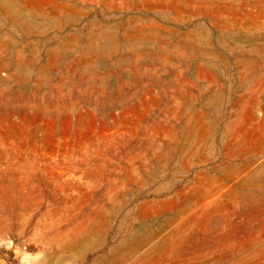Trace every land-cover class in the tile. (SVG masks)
Here are the masks:
<instances>
[{"label": "rangeland", "instance_id": "obj_1", "mask_svg": "<svg viewBox=\"0 0 264 264\" xmlns=\"http://www.w3.org/2000/svg\"><path fill=\"white\" fill-rule=\"evenodd\" d=\"M0 264H264V0H0Z\"/></svg>", "mask_w": 264, "mask_h": 264}]
</instances>
